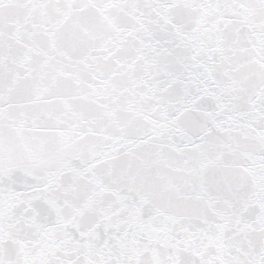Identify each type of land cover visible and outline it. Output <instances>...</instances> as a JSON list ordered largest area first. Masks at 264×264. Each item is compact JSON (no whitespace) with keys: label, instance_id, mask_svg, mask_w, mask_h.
I'll list each match as a JSON object with an SVG mask.
<instances>
[{"label":"snow or ice","instance_id":"6c2138e0","mask_svg":"<svg viewBox=\"0 0 264 264\" xmlns=\"http://www.w3.org/2000/svg\"><path fill=\"white\" fill-rule=\"evenodd\" d=\"M0 264H264V0H0Z\"/></svg>","mask_w":264,"mask_h":264}]
</instances>
